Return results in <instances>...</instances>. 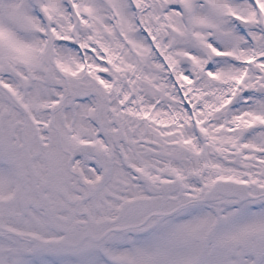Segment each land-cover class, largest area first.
<instances>
[{
  "label": "snow or ice",
  "instance_id": "1",
  "mask_svg": "<svg viewBox=\"0 0 264 264\" xmlns=\"http://www.w3.org/2000/svg\"><path fill=\"white\" fill-rule=\"evenodd\" d=\"M0 264H264V0H0Z\"/></svg>",
  "mask_w": 264,
  "mask_h": 264
}]
</instances>
